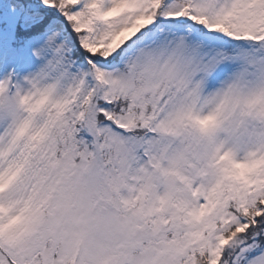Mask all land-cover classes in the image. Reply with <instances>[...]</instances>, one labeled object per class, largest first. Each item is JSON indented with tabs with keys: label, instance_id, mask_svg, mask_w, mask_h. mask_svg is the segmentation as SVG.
Here are the masks:
<instances>
[{
	"label": "snow or ice",
	"instance_id": "snow-or-ice-1",
	"mask_svg": "<svg viewBox=\"0 0 264 264\" xmlns=\"http://www.w3.org/2000/svg\"><path fill=\"white\" fill-rule=\"evenodd\" d=\"M0 264H264V0H0Z\"/></svg>",
	"mask_w": 264,
	"mask_h": 264
}]
</instances>
